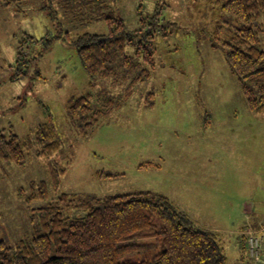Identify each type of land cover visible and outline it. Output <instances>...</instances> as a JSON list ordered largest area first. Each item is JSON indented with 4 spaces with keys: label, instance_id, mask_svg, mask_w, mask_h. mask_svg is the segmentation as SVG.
Here are the masks:
<instances>
[{
    "label": "rangeland",
    "instance_id": "obj_1",
    "mask_svg": "<svg viewBox=\"0 0 264 264\" xmlns=\"http://www.w3.org/2000/svg\"><path fill=\"white\" fill-rule=\"evenodd\" d=\"M52 1L0 4V132L26 141L50 122L61 140L51 158L30 151L22 166L0 164L1 237L10 246L31 238L37 210L62 194L79 203L152 192L216 234L227 264H264V110H249L224 50L214 46L218 7L211 0H84L75 7ZM109 15L129 33L146 30L155 16L154 69L121 108L81 134L69 125L68 101L96 96L101 87H89L72 46L57 38L45 49V40L106 35ZM25 35L38 40L28 53L40 59L30 64V77L11 82ZM35 70L41 77H32ZM52 165L64 170L57 189L47 199H31L33 184L48 180ZM250 234L261 238L257 259L242 249Z\"/></svg>",
    "mask_w": 264,
    "mask_h": 264
},
{
    "label": "trees",
    "instance_id": "obj_2",
    "mask_svg": "<svg viewBox=\"0 0 264 264\" xmlns=\"http://www.w3.org/2000/svg\"><path fill=\"white\" fill-rule=\"evenodd\" d=\"M20 1L24 0H0V4L8 6ZM83 1L52 2L75 7ZM211 2L222 14L212 34L214 46L224 50L227 65L239 82L249 110L261 112L264 51L260 39L264 35V0ZM104 21L108 26L106 35L85 33L74 40L68 35L45 40V49L57 38L72 46L89 79V87H101L96 96L88 93L68 101L69 125L81 134L88 133L110 112L121 108L133 89L150 79L154 69L155 16L146 30L131 33L116 16L109 15ZM36 43L38 40L31 35L18 42L11 82L30 77V64L36 66L40 59L29 57V49ZM32 77L41 75L35 70ZM116 89L123 92L116 97L105 93ZM60 149L58 131L50 122L39 125L26 141L0 132V164L22 166L30 151L37 158H51ZM58 173L63 174L64 170L50 166L49 179L33 184L38 189L33 190L31 199H47L49 189L54 191L59 185ZM70 209L86 214L70 217L65 214ZM37 213L38 225L31 238L10 246L0 235V264H227L216 234L197 227L169 199L152 192L105 196L79 203L62 194ZM251 236L259 237L250 234L247 242L243 241L242 249L249 257ZM259 249L260 256L261 238ZM241 258L243 261L244 255Z\"/></svg>",
    "mask_w": 264,
    "mask_h": 264
},
{
    "label": "built area",
    "instance_id": "obj_3",
    "mask_svg": "<svg viewBox=\"0 0 264 264\" xmlns=\"http://www.w3.org/2000/svg\"><path fill=\"white\" fill-rule=\"evenodd\" d=\"M260 248V238L256 236H251L248 241V251L252 258L257 259L259 256Z\"/></svg>",
    "mask_w": 264,
    "mask_h": 264
},
{
    "label": "crops",
    "instance_id": "obj_4",
    "mask_svg": "<svg viewBox=\"0 0 264 264\" xmlns=\"http://www.w3.org/2000/svg\"><path fill=\"white\" fill-rule=\"evenodd\" d=\"M257 232V231H256ZM242 233V232H241ZM249 257V256H248ZM247 257V258H248ZM246 258V257H245ZM250 258V257H249ZM240 260H241V256H240ZM250 260V261H249ZM244 261V260H243ZM241 262H242V260H241ZM246 264H253V261L251 260V259H248L247 260V263Z\"/></svg>",
    "mask_w": 264,
    "mask_h": 264
}]
</instances>
